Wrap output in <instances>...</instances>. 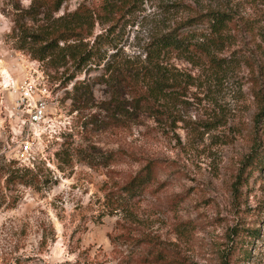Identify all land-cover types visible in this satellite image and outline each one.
Masks as SVG:
<instances>
[{
	"label": "rangeland",
	"instance_id": "1",
	"mask_svg": "<svg viewBox=\"0 0 264 264\" xmlns=\"http://www.w3.org/2000/svg\"><path fill=\"white\" fill-rule=\"evenodd\" d=\"M99 2L64 0L54 12L39 0L27 6L0 0V14L10 22L8 30L0 21V166H18L15 155L25 129L14 87L42 74L58 101L43 131L41 154L29 169L38 181L7 183L0 171V264H264V167L233 192L242 162L253 148L264 149V124L256 120L264 103V3L110 0L114 10L129 4V12L123 19L111 14L97 20L82 42L92 44L109 30L120 53L142 65L147 45L186 20L210 12L231 20L210 56L173 54L160 61L169 82L185 88L182 100L160 102L156 110L106 125L110 113L102 108L113 93L96 83L84 114L97 121L85 127V118L79 120L73 109L71 83L60 84L70 63L57 68L33 60L20 46L30 42L27 34L50 31L67 13ZM118 149L143 163L168 166L159 175L161 186L124 212L105 201V173L130 175L139 164L128 159L106 168L99 162L102 154ZM89 155L92 168L85 161ZM122 226L132 244L111 243ZM242 228L255 235L237 244L233 230ZM142 239H153L175 261H142L146 248L135 242Z\"/></svg>",
	"mask_w": 264,
	"mask_h": 264
},
{
	"label": "trees",
	"instance_id": "2",
	"mask_svg": "<svg viewBox=\"0 0 264 264\" xmlns=\"http://www.w3.org/2000/svg\"><path fill=\"white\" fill-rule=\"evenodd\" d=\"M39 1L40 7L51 9L54 12L58 11L64 2V0ZM262 2L264 3V0ZM115 6L116 4H112L110 0H100L99 4H92L89 7L81 5L75 11L60 18L58 25L52 27L50 31L27 34L30 42L20 46V49L24 50L33 60L41 62L47 60L57 68L64 63H70L72 69L60 84L66 86L71 83L70 96L73 109L81 114L79 120L85 118L82 122L85 127L97 121L95 116L84 114L93 96L96 83L105 85L113 93L111 101L108 104L104 103L102 108L104 112L110 113L106 116L108 122L105 124L112 122L117 125L118 122L124 121L126 115L131 116L156 110L160 102L173 103L182 100L181 98L186 95L185 88L169 82L166 78L167 71L160 61L173 54L195 53L204 57L210 56L231 20L229 15L219 12L201 14L186 20L174 29L154 38L147 45L144 50L147 65H142L120 53L114 44V36H111L112 33L109 30L96 35L92 44L82 42L84 38L91 36L97 20L108 19L107 17L111 14L123 19V12H129L128 9H130L129 4L121 3L114 10ZM105 48L111 53L108 54ZM98 69L99 75H93L92 73ZM124 96H128L130 100L124 99ZM261 119L264 124V103L257 114V123ZM87 157L86 164L92 168L93 158L91 155ZM128 159L139 164L135 172L125 175L119 171L108 170L105 173L108 181L103 193L106 203L114 211L124 212L131 204H137L144 194L158 189L161 186L158 182L159 175L168 169L162 161L150 160L143 163L122 149L102 154L99 162L106 168L117 167ZM263 167L264 149L260 150L255 147L242 162V168L233 187L234 194H238L240 187ZM0 171L8 175L7 183L18 181L28 185L34 180L38 181V177L29 169L16 166L11 162L0 166ZM235 229L238 228L235 227ZM233 234L237 238V244H245L254 237L255 232L242 228L238 231L233 230ZM119 239L125 244H132L134 241L128 235L125 226L121 227V234L112 236L110 241L114 244ZM135 242L138 245L137 248H146V255L142 257V261L148 263L175 261L153 239L135 240Z\"/></svg>",
	"mask_w": 264,
	"mask_h": 264
},
{
	"label": "built area",
	"instance_id": "3",
	"mask_svg": "<svg viewBox=\"0 0 264 264\" xmlns=\"http://www.w3.org/2000/svg\"><path fill=\"white\" fill-rule=\"evenodd\" d=\"M33 66L38 67V64L33 62ZM39 78H34L33 75L26 77L13 89L17 94L15 109L25 127L21 131L15 161L19 167L27 169L34 168L36 159L41 154L39 146L44 137V128H49L53 117L52 106L58 104L57 96L52 94L42 74Z\"/></svg>",
	"mask_w": 264,
	"mask_h": 264
},
{
	"label": "clouds",
	"instance_id": "4",
	"mask_svg": "<svg viewBox=\"0 0 264 264\" xmlns=\"http://www.w3.org/2000/svg\"><path fill=\"white\" fill-rule=\"evenodd\" d=\"M21 3L24 6H27L30 3V0H21ZM0 21H3V25H4L5 29L10 30V28H9L10 22L2 14H0Z\"/></svg>",
	"mask_w": 264,
	"mask_h": 264
}]
</instances>
